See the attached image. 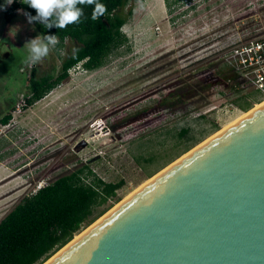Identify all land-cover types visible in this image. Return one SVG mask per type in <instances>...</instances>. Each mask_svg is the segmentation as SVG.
<instances>
[{
    "label": "rangeland",
    "instance_id": "obj_1",
    "mask_svg": "<svg viewBox=\"0 0 264 264\" xmlns=\"http://www.w3.org/2000/svg\"><path fill=\"white\" fill-rule=\"evenodd\" d=\"M169 1L129 0L127 44L99 69L71 68L26 109L17 107L31 73L26 43L39 34L19 16L7 26L0 14V111L13 108L0 124V219L39 185L82 165L105 182L123 180L120 200L108 201L113 208L149 172L264 102L242 76L201 87L231 68L223 59L228 45L264 38V0ZM72 49L71 41L60 55L50 49L38 75L56 73ZM244 101L252 108L240 109Z\"/></svg>",
    "mask_w": 264,
    "mask_h": 264
},
{
    "label": "water",
    "instance_id": "obj_2",
    "mask_svg": "<svg viewBox=\"0 0 264 264\" xmlns=\"http://www.w3.org/2000/svg\"><path fill=\"white\" fill-rule=\"evenodd\" d=\"M80 233L42 264H264V103Z\"/></svg>",
    "mask_w": 264,
    "mask_h": 264
},
{
    "label": "trees",
    "instance_id": "obj_3",
    "mask_svg": "<svg viewBox=\"0 0 264 264\" xmlns=\"http://www.w3.org/2000/svg\"><path fill=\"white\" fill-rule=\"evenodd\" d=\"M99 2L106 5L107 12L95 21L91 18L94 5H78L83 10L78 24H70L64 29H57L55 26L46 29L38 22L30 24L34 25L41 36L56 35L59 38V43L53 48L57 55H60L67 41H71L73 48H78L79 52L75 59L72 58L73 49L63 57L60 56V67L56 73L38 75L37 69L33 68L26 76L27 89L22 109L32 106L65 81L71 68L80 65L87 71L99 69L107 63L110 56L118 53L120 47L127 44L128 36L123 31V26L132 17V8L124 11L129 0ZM165 3L170 5L169 0H165ZM0 5H5V0H0ZM24 12L36 15V10L22 3V0H14L11 5L6 6V10L0 8V14H3L7 26L16 16L29 24ZM231 69H221L216 72L214 79L208 80L201 87L221 81H236L240 75ZM167 99L165 96L164 101ZM260 101L262 99H257V102ZM238 106L244 111L252 108L251 103L246 101ZM12 110L9 106L2 112L1 125L9 123ZM185 133L186 129H182L179 137ZM190 149L192 147L186 148L156 172H149L148 177ZM148 161L151 162L152 158ZM123 183V180L105 182L97 177L88 165H82L23 196L0 219V264H42L76 234L108 211L113 204L108 203L109 200L118 202L120 198L116 196V191Z\"/></svg>",
    "mask_w": 264,
    "mask_h": 264
},
{
    "label": "clouds",
    "instance_id": "obj_4",
    "mask_svg": "<svg viewBox=\"0 0 264 264\" xmlns=\"http://www.w3.org/2000/svg\"><path fill=\"white\" fill-rule=\"evenodd\" d=\"M12 3L13 0H5V5H0V8L6 10V6ZM22 3L36 10L35 16L27 12L23 13L28 23L38 22L46 29L53 26L57 29H64L70 24H78L83 15V10L78 5H94L91 17L94 21L105 16L107 12L106 5L100 3L99 0H22ZM58 43L59 38L56 35H38L31 39L26 43L28 48L27 63L32 66L37 65L48 56L50 49L55 48ZM78 52V48H73V59L76 58Z\"/></svg>",
    "mask_w": 264,
    "mask_h": 264
},
{
    "label": "built area",
    "instance_id": "obj_5",
    "mask_svg": "<svg viewBox=\"0 0 264 264\" xmlns=\"http://www.w3.org/2000/svg\"><path fill=\"white\" fill-rule=\"evenodd\" d=\"M240 42L237 40L228 45L223 51V59L233 70L244 77L259 92V98L264 100V38H250L244 43ZM27 66L32 71L36 65L32 66L27 63ZM24 105L25 96L21 95L17 107L22 108ZM42 186L39 185L38 188Z\"/></svg>",
    "mask_w": 264,
    "mask_h": 264
},
{
    "label": "bare ground",
    "instance_id": "obj_6",
    "mask_svg": "<svg viewBox=\"0 0 264 264\" xmlns=\"http://www.w3.org/2000/svg\"><path fill=\"white\" fill-rule=\"evenodd\" d=\"M263 103H264V102H262L261 104H263ZM261 104H260V105H261ZM260 105H257V107L260 106ZM257 107H255V108H257ZM255 108H253V109H255ZM253 109H252V110H253ZM252 110H250V111H252ZM250 111H249V112H250ZM249 112L245 113L243 116H245V115L248 114ZM243 116H242V117H243ZM242 117H241V118H242ZM231 124H232V123H231ZM231 124H230V125H231ZM227 127H228V126H227ZM227 127H226V128H227ZM224 129H225V128H223L222 130H224ZM222 130H220V131H218V132L212 134L211 136H209L208 138H206L204 141L200 142V144H202L203 142H205V141L208 140L209 138L215 136L216 134H218V133L221 132ZM200 144H198V145H196V146H199ZM194 147H195V146H194ZM194 147H193V148H194ZM177 159H178V158H177ZM174 161H175V160H174ZM149 180H150V179H149ZM149 180H148V181H149ZM148 181H147V182H148ZM147 182H146V183H147ZM143 185H144V184H143ZM143 185H142V186H143ZM138 189H139V188H138ZM130 195H131V194H130ZM130 195H129V196H130ZM129 196H128V197H129ZM125 199H126V198H125ZM125 199H124V200H125ZM120 203H121V202H119V204H120ZM117 205H118V204H116L113 208H115ZM113 208H111L109 211H111ZM109 211H108V212H109ZM80 234H81V233H80ZM78 236H79V234H78ZM78 236H77V237H78ZM77 237H76V238H77Z\"/></svg>",
    "mask_w": 264,
    "mask_h": 264
},
{
    "label": "crops",
    "instance_id": "obj_7",
    "mask_svg": "<svg viewBox=\"0 0 264 264\" xmlns=\"http://www.w3.org/2000/svg\"><path fill=\"white\" fill-rule=\"evenodd\" d=\"M1 115H2V113H1V111H0V117H1Z\"/></svg>",
    "mask_w": 264,
    "mask_h": 264
}]
</instances>
